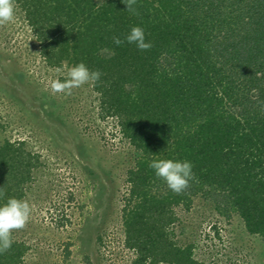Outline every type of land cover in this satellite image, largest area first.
Wrapping results in <instances>:
<instances>
[{"label": "trees", "instance_id": "1", "mask_svg": "<svg viewBox=\"0 0 264 264\" xmlns=\"http://www.w3.org/2000/svg\"><path fill=\"white\" fill-rule=\"evenodd\" d=\"M14 2L49 65L102 73L92 83L100 116L117 118L138 152L122 208L132 264H205L170 230L175 207L199 195L264 237V0H136L135 14L122 0ZM134 26L149 50L113 43ZM154 159L189 161L195 179L176 194L149 167ZM39 165L24 141L0 145V205L25 198ZM12 239L0 264L24 263L29 245Z\"/></svg>", "mask_w": 264, "mask_h": 264}, {"label": "rangeland", "instance_id": "2", "mask_svg": "<svg viewBox=\"0 0 264 264\" xmlns=\"http://www.w3.org/2000/svg\"><path fill=\"white\" fill-rule=\"evenodd\" d=\"M14 4V20L0 26V145L24 141L40 160L26 186L29 221L13 231L29 245L23 264H132L136 254L124 244L122 208L127 172L138 152L117 118L100 116L92 83L71 95L51 92L49 82L63 81L67 69L57 73L45 61L23 10ZM65 64L72 67L67 61L59 67ZM175 212L173 241L192 246L195 259L264 264V237L249 233L238 213L227 217L200 195Z\"/></svg>", "mask_w": 264, "mask_h": 264}, {"label": "clouds", "instance_id": "3", "mask_svg": "<svg viewBox=\"0 0 264 264\" xmlns=\"http://www.w3.org/2000/svg\"><path fill=\"white\" fill-rule=\"evenodd\" d=\"M127 6V11L135 14L136 0H122ZM15 18L14 0H0V26L10 23ZM135 44L138 50H149L152 45L145 41L144 30L139 26H134L125 36L124 40L119 37H113V43L117 46L124 42ZM67 69L66 78L53 79L50 83V90L53 94L64 93L71 95L72 90L80 88L88 83L99 81L102 73L98 70L91 71L83 63L68 67L67 64L62 68L55 69L60 73ZM149 167L154 170L155 175L166 182L168 188L176 194L185 192L190 187V181L194 180L192 171L193 165L189 161H179L172 159H154L149 163ZM3 190L0 189V196H3ZM32 207L27 200L18 198H9L6 203L0 205V254L9 250L12 246V233L16 230L23 229L29 221Z\"/></svg>", "mask_w": 264, "mask_h": 264}]
</instances>
